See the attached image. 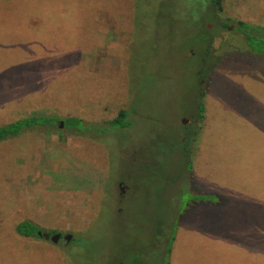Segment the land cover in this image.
Wrapping results in <instances>:
<instances>
[{"label":"rangeland","instance_id":"rangeland-1","mask_svg":"<svg viewBox=\"0 0 264 264\" xmlns=\"http://www.w3.org/2000/svg\"><path fill=\"white\" fill-rule=\"evenodd\" d=\"M221 4L0 0V124H61L0 143V264H264V0Z\"/></svg>","mask_w":264,"mask_h":264},{"label":"trees","instance_id":"trees-1","mask_svg":"<svg viewBox=\"0 0 264 264\" xmlns=\"http://www.w3.org/2000/svg\"><path fill=\"white\" fill-rule=\"evenodd\" d=\"M1 1H7V0H1ZM222 0H210L211 7H213L216 11H221ZM227 57L229 55L224 56L220 59L219 63L217 64V67H220V64L222 61H227ZM203 111V106L201 103L198 104V112H199V118L200 113ZM197 112V113H198ZM198 117V115H197ZM125 112L120 111L117 117L113 118L109 121L111 125L119 126L120 128H125ZM56 124V118L53 116H29L24 118H16L12 119L10 121H7L5 123L0 124V143L4 142L6 140H9L13 137H17L23 133H25L27 130L36 129L39 131H46V129H50L54 126L59 127V125ZM62 127L64 130L67 131V133H71L75 128L84 127L89 128L87 125H83L82 121L79 120L77 117L69 116L65 118L62 122ZM182 146V156L183 159L188 162L189 160V152L184 144H181ZM12 197L5 198L1 196L0 193V203L4 200L11 199ZM13 234H15L18 237L22 238H28V239H38L41 237H38L36 235L37 232H39V228L35 225L33 221L27 220V219H21L16 224H14L12 228ZM52 234V233H49ZM42 239V238H41ZM43 240V239H42ZM73 239H71L69 242H63V246H58V250L63 253V255L66 257V259L71 258L72 254V245Z\"/></svg>","mask_w":264,"mask_h":264},{"label":"flooded vegetation","instance_id":"flooded-vegetation-1","mask_svg":"<svg viewBox=\"0 0 264 264\" xmlns=\"http://www.w3.org/2000/svg\"><path fill=\"white\" fill-rule=\"evenodd\" d=\"M210 1V0H209ZM220 12V11H219ZM199 48H200V55H202L203 54V57H204V51L207 53V55L209 54V52H210V43L209 42H207V44L206 45H204V44H201L200 46H199ZM192 55V54H191ZM203 59V58H202ZM205 59V58H204ZM220 61V60H219ZM198 64L199 65H201V64H204V62L201 60V56H199L198 57ZM201 96V95H200ZM197 110H198V106H196V110H194V112L196 113L197 112ZM196 115H197V113H196ZM192 118H193V116H192ZM197 118V117H196ZM189 122H191V121H193V122H195V118H193V120H191V119H189L188 120ZM186 131V130H185ZM189 134V132L187 131V132H185V133H183V136H185V137H183V138H181V143L182 142H184V140L186 139V136ZM117 188H118V190H119V193H118V195H119V198H124V195H125V190H126V187L124 186V184L123 183H121V182H119L118 184H117ZM48 235H52V234H49V233H47ZM56 234H58V233H56ZM60 235V234H59ZM63 237L64 236H60L59 238H58V242L62 239V241L63 242H66V241H64L63 240ZM43 239V238H42ZM44 240V239H43ZM49 241V240H48ZM50 242V241H49Z\"/></svg>","mask_w":264,"mask_h":264},{"label":"water","instance_id":"water-1","mask_svg":"<svg viewBox=\"0 0 264 264\" xmlns=\"http://www.w3.org/2000/svg\"><path fill=\"white\" fill-rule=\"evenodd\" d=\"M188 120H182L181 123L182 124H185V122H187ZM59 127H61V124L59 125ZM36 235L38 237H41L43 238L44 240H49L52 244H55L58 240V238L60 237L59 234H52V235H48L47 233H41V232H37ZM70 239V236L69 235H65L63 237V240L68 242Z\"/></svg>","mask_w":264,"mask_h":264},{"label":"crops","instance_id":"crops-1","mask_svg":"<svg viewBox=\"0 0 264 264\" xmlns=\"http://www.w3.org/2000/svg\"><path fill=\"white\" fill-rule=\"evenodd\" d=\"M204 99H205V96H204ZM204 102V101H203ZM203 112H204V110H205V102L203 103Z\"/></svg>","mask_w":264,"mask_h":264}]
</instances>
